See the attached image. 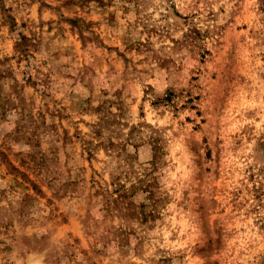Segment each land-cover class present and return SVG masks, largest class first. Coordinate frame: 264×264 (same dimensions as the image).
I'll return each mask as SVG.
<instances>
[{
    "label": "rangeland",
    "instance_id": "1",
    "mask_svg": "<svg viewBox=\"0 0 264 264\" xmlns=\"http://www.w3.org/2000/svg\"><path fill=\"white\" fill-rule=\"evenodd\" d=\"M0 264H264V0H0Z\"/></svg>",
    "mask_w": 264,
    "mask_h": 264
}]
</instances>
